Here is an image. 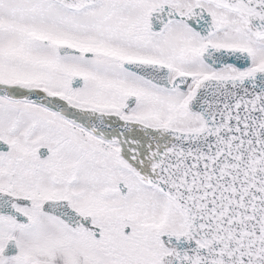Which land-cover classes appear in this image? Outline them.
Here are the masks:
<instances>
[{
    "label": "snow or ice",
    "instance_id": "obj_1",
    "mask_svg": "<svg viewBox=\"0 0 264 264\" xmlns=\"http://www.w3.org/2000/svg\"><path fill=\"white\" fill-rule=\"evenodd\" d=\"M0 264H264V0H0Z\"/></svg>",
    "mask_w": 264,
    "mask_h": 264
}]
</instances>
